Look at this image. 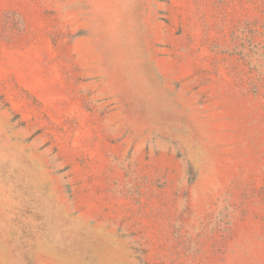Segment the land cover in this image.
Here are the masks:
<instances>
[{
    "label": "rangeland",
    "instance_id": "1",
    "mask_svg": "<svg viewBox=\"0 0 264 264\" xmlns=\"http://www.w3.org/2000/svg\"><path fill=\"white\" fill-rule=\"evenodd\" d=\"M0 264H264V0H0Z\"/></svg>",
    "mask_w": 264,
    "mask_h": 264
}]
</instances>
